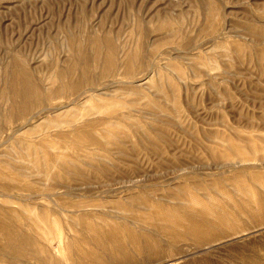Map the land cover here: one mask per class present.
I'll use <instances>...</instances> for the list:
<instances>
[{
	"label": "rangeland",
	"instance_id": "obj_1",
	"mask_svg": "<svg viewBox=\"0 0 264 264\" xmlns=\"http://www.w3.org/2000/svg\"><path fill=\"white\" fill-rule=\"evenodd\" d=\"M71 38L84 44L87 53L90 38H109L118 67L112 78H95V92L84 91L76 103L72 102L75 96L56 99L22 119L2 121L0 165H8L6 170L15 176L21 172L26 176L27 168L18 137L26 136L34 144L55 141L63 154L71 155L69 164L62 166L67 174L53 170L64 176L63 182L50 181L64 186L63 191H47L48 197L37 193L48 185L38 175L29 179L36 193L29 197L30 192L15 188V180L0 177V208L23 210L25 231L40 212L48 211L52 216L59 214L70 236L79 232L81 227L70 223V213L79 203L84 207L78 209V216L86 214L98 222L105 217L112 218V223L131 220L137 208L143 207L132 198L139 192L134 187L153 188V198L172 204L168 197L177 195L175 191L184 184H211L220 177L225 190L216 188L212 194L223 199L224 192H234L228 180L240 178L243 183L252 182L247 188L264 195V185L256 179H264V150L255 153L245 142L254 139V145L262 147L264 139V0H0L2 118L7 104L1 91L11 63L29 70L47 95L55 84V72L73 56ZM134 54L144 65L135 68L133 75H124L122 65ZM110 98L122 104L116 109L112 106V126L122 133L114 138L112 148H106L109 153H100L99 163H92L108 171L102 173L72 149H63L66 143L59 134L70 129L60 119L72 116L74 123L96 122L94 137L102 139L103 124L111 118L107 110L97 108L93 115H77L92 109L94 102L107 105ZM227 144L242 146L244 158H238L235 151V157L225 152L230 157L223 158L222 148ZM65 190L69 193L62 196ZM200 197L209 195L200 192ZM244 218V230L219 242L201 247L192 242L175 247L160 244L159 258H143L138 264H264V224L253 225ZM0 264L39 263L34 259L14 263L5 258Z\"/></svg>",
	"mask_w": 264,
	"mask_h": 264
},
{
	"label": "bare ground",
	"instance_id": "obj_2",
	"mask_svg": "<svg viewBox=\"0 0 264 264\" xmlns=\"http://www.w3.org/2000/svg\"><path fill=\"white\" fill-rule=\"evenodd\" d=\"M70 45L72 46L73 56L65 67L55 72L53 76L55 84H51V89L47 95H43L40 83L34 80L29 70L20 63L14 61L11 63L5 72V84L1 91V99L7 104V108L5 117L2 118L0 112V126L2 121L10 123L22 119L44 103L52 100L75 96L72 102L76 103L84 94V91L89 93V95L95 92L93 88L95 78H112V75L115 74L118 67L116 66V52L112 45V40L110 41L109 38L107 40L106 38L104 40L90 38L87 42L90 53H87L86 48H83L82 45L84 44H78L74 38L70 39ZM103 46L106 47L105 51H102ZM143 65L144 61L140 60L139 55H129L122 65L124 75H133L132 72L135 68H141ZM107 101L108 104L103 106H97L94 102L92 109H84L77 115H93L95 114L93 110L97 108L107 110V114L111 118H107V121L103 124L102 139L94 137L96 122L87 120L83 123H74L72 116L61 117L60 119L62 120L61 123L70 129L68 133L66 131L67 134L65 135L61 134V132L59 134L61 141L66 143L63 149H72L71 151H75L77 157L84 158V161H89L91 165L95 162L99 163L97 157H99L100 153H109L106 148H112L114 138L122 133V130L115 124L112 126V106L116 109L121 107L122 104L113 102L116 100L113 99L112 101V98ZM89 103H93V101L89 100ZM18 140L23 145L21 149L23 151L22 159L27 164L26 176L21 175L22 172L15 176L13 174L14 171L6 170L8 165L6 168L0 165V177L12 179L13 182L15 180V188L19 187L21 192H30L27 195L28 197L36 194L34 187H32L34 184L29 181L34 175H38L40 181L48 182L47 187L43 189L45 193L43 191L37 192L38 194L42 193V196L48 197L47 191L52 192L64 189L61 184L57 182L51 184L50 181L61 180L63 182L64 176L54 174L53 170L58 169L63 175L67 174L68 170L62 166L69 164L67 158L71 155L63 154V151L61 152V149H58L59 145L55 141L42 139L43 141L39 144H34L26 136L18 137ZM253 140L245 141L249 144V147H247L255 151V153H262L264 150V139L261 142L263 143L262 147L256 145L257 143H255V146ZM238 148H236L235 144H227L222 148L225 150L224 152L222 151L223 158L227 159V153L225 154V152L233 155L236 152L235 154L238 158H244L243 147ZM218 151L220 152L221 150ZM218 156L216 157L222 158ZM238 160L240 161V159ZM92 166L97 172H108L102 165ZM256 179L264 185V179L258 177ZM228 181H232L234 192H224L223 199L216 198L212 194V190L216 188L225 190L222 187L224 179L219 177L213 179L210 182L211 184L203 181H194L193 185L184 184L179 191L173 189L177 192V195L173 192L175 196L168 197L174 202L172 204L169 201L153 198L150 194L154 195L156 193L153 188L134 187L132 190L137 189L139 192L132 198L143 207H136L137 214L134 213L131 216V220L126 219L118 223H112V218L109 220L108 217L100 218L101 222H98L86 214L78 216V209H81L84 205L75 204L74 208L76 210H72L73 212L70 213L72 215L70 223L73 227L79 225L81 229L71 236L68 234V230H65L58 213H54V216H52L48 211L40 212L37 218H34L28 224L29 230L25 231L22 226H27V223H24L26 218L23 217L25 215L22 213L24 212L23 210L21 212L18 209L0 208V262L8 258L14 263L21 260L34 259L39 264H138L143 258L151 260L159 258L161 256L160 244L175 247V245L181 243L192 242L194 246L201 247L209 246L212 242H219L227 235H235L236 232L242 231L246 227V223L242 221L243 217L247 218L246 220H249L253 225H263L264 195L255 192L253 188H247L249 186L247 183L250 182L246 183L245 181L243 183L240 178L229 179ZM252 181L256 180L253 179ZM176 189L178 190V188ZM200 192L208 194L209 198L200 197ZM68 193L69 191L65 190L61 194L62 196H67ZM234 197L241 198V200L238 201ZM229 199L234 201L229 203ZM20 205L24 206V204ZM245 218L244 221H246ZM152 236L157 237L158 241L155 242ZM53 246L57 247L56 251L53 250ZM58 254L60 257H57ZM162 256L164 255L162 254Z\"/></svg>",
	"mask_w": 264,
	"mask_h": 264
}]
</instances>
